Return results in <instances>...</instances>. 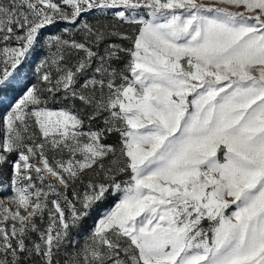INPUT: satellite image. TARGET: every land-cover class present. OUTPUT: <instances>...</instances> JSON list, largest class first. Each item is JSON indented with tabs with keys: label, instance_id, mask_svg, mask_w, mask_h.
I'll return each instance as SVG.
<instances>
[{
	"label": "snow or ice",
	"instance_id": "6c2138e0",
	"mask_svg": "<svg viewBox=\"0 0 264 264\" xmlns=\"http://www.w3.org/2000/svg\"><path fill=\"white\" fill-rule=\"evenodd\" d=\"M11 89L0 264H264V0H0Z\"/></svg>",
	"mask_w": 264,
	"mask_h": 264
},
{
	"label": "rangeland",
	"instance_id": "374dc122",
	"mask_svg": "<svg viewBox=\"0 0 264 264\" xmlns=\"http://www.w3.org/2000/svg\"><path fill=\"white\" fill-rule=\"evenodd\" d=\"M86 19L91 20L92 17H86ZM64 27L63 24L57 25L55 28H52L49 30V32H59L62 28ZM40 59V53H37L33 57H31V62L28 66H26L23 71L29 76V78L34 79L32 77V72L34 71L35 65L38 63ZM20 95V90L19 89H11L4 93L3 97V104H0V112L3 111L4 108H6L9 104H11L18 96ZM93 221L88 222V227L92 226ZM85 234L84 231L81 232V236Z\"/></svg>",
	"mask_w": 264,
	"mask_h": 264
}]
</instances>
